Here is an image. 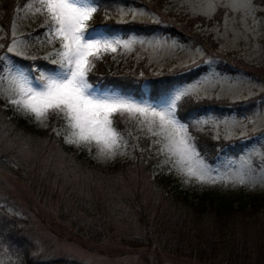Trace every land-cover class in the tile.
<instances>
[{
	"label": "rangeland",
	"instance_id": "obj_1",
	"mask_svg": "<svg viewBox=\"0 0 264 264\" xmlns=\"http://www.w3.org/2000/svg\"><path fill=\"white\" fill-rule=\"evenodd\" d=\"M78 2L97 8L94 0ZM40 7V0H0V151H8L7 159L16 169L10 172L0 166V264H25L15 247L2 241L5 218L9 217L20 229L24 249L61 264H149L145 258L150 264H223L229 250L246 246L252 252L261 244L264 206L245 215L238 212L222 226L212 221L215 218L196 222L164 198L160 185L151 179L166 175L188 195L231 202L264 195L263 0H108L99 17L93 14L88 22L86 35L91 38L131 42L127 48L116 46L114 52L101 51L92 60L87 81L96 95L158 112L171 110L183 97L215 105L191 117L188 124L174 111L175 119L185 126L175 138H184L193 146L196 155L191 166L203 181L188 174L187 161L182 163L169 152L172 129L162 128L158 117L114 113L111 127L119 147L110 155L95 141L69 143L76 139L75 130L62 115L49 112L37 119L11 103L19 98L14 78L22 75L37 87L41 75L59 71L60 66L52 61L59 59L60 42L49 29L46 10L37 11ZM109 20L160 28L149 34L123 35L118 30L107 32ZM9 47L14 52L9 53ZM199 67L203 70L198 75L171 86L155 99L147 97L150 81ZM99 71L138 84L142 95L123 93L105 80L101 88L89 77L90 73L99 76ZM186 88L193 91L176 100ZM9 116L23 118L33 130L15 127ZM196 133L216 142L213 162L199 154ZM61 143L111 170L76 159ZM132 201L142 203L150 217L163 220V232L176 250H147L104 234L137 232ZM67 218L74 219L75 225ZM79 222L87 223L85 232L77 228ZM103 222H110L111 227H103ZM196 224L203 235L194 234ZM100 230L103 234L97 238ZM196 236L205 240L204 251L190 253L184 245ZM178 239L183 245L180 250ZM154 242L159 243L156 238Z\"/></svg>",
	"mask_w": 264,
	"mask_h": 264
},
{
	"label": "snow or ice",
	"instance_id": "obj_2",
	"mask_svg": "<svg viewBox=\"0 0 264 264\" xmlns=\"http://www.w3.org/2000/svg\"><path fill=\"white\" fill-rule=\"evenodd\" d=\"M40 6L37 11L46 10L51 20L49 29L60 42V49L56 52L59 59L52 61L60 66L59 71L54 75H41V83L37 85L39 90L22 75L14 78L19 98L11 100V103L34 113L37 119L49 112L62 115L75 130L73 135L76 139L69 140V143L95 141L102 145V151L110 155L119 147L117 133L111 127L110 117L114 113L127 111L158 117L162 128L166 126L172 129L169 152L178 155L180 162L187 161L188 174L203 181L204 177L191 166L192 157L196 155L193 146L184 138H175L185 126L175 119L174 105L169 111L158 112L154 108L141 107L120 98L101 97L91 91L92 85L87 81V74L91 70L92 60L98 59L101 51L114 52L116 46L122 44L127 48L131 42L101 40L86 35L88 22L97 11L95 6H81L78 0H40ZM14 50L13 47L7 49L9 53ZM192 91L186 88L176 96V100ZM240 183L245 181L241 180Z\"/></svg>",
	"mask_w": 264,
	"mask_h": 264
},
{
	"label": "trees",
	"instance_id": "obj_3",
	"mask_svg": "<svg viewBox=\"0 0 264 264\" xmlns=\"http://www.w3.org/2000/svg\"><path fill=\"white\" fill-rule=\"evenodd\" d=\"M94 1L97 5V11L94 13V16L98 18V13L99 11H101L102 5L107 4L108 0ZM99 22L100 21L98 19L94 21L95 24H98ZM105 28L107 32L113 33L117 32L118 30L122 32L123 35H125L128 32H135L138 34H149L151 32H154L156 29H159L160 27L153 25L145 26V24H142L141 22L137 21L119 23L114 22L113 20H109ZM202 70L203 67H199L183 75H164L161 77V81L159 80V82H156V80H152L149 84L147 97L150 99H155L157 97V94L160 95V93L166 91L171 86L189 80L191 77L198 75ZM97 74H99V76L90 73L89 77H91L92 82H97V84L101 88L105 87L106 84L103 82L105 80L110 86L119 89L123 93H131L134 96L142 95V89H140L141 87L136 83L128 81H126L125 83V79H119V77H116V75L111 73H101L99 71ZM1 102L2 100L0 99V104ZM209 106L215 108V105H213V103H210L209 101H190L187 97H183L176 104L175 114L178 119L184 120L188 124V121L191 117L206 112ZM9 121H11L12 124L17 128L20 127L25 130H33L32 126L26 124L25 120L21 117L9 116ZM194 136V141L196 143L199 154L202 155L203 158L206 159L208 162H213L214 157L218 152L216 151V149H214L216 142L204 137L203 135L200 136V134L198 133H196ZM61 144L65 148V150L68 151V153H72L76 159L94 164L99 168L111 170V167L109 166L104 167L93 163L84 155L83 151L73 149L70 145H66L64 143ZM229 152L234 154L233 152L235 151L232 152L229 149ZM7 157L8 151H0V166L10 172H16V169H13V166L11 165V162L7 159ZM151 182L160 185L163 197L173 201L175 203V207L178 208L180 212L183 211L184 214H188V216H191L196 222L202 221L204 223L210 221L211 218H215L212 221L216 220L219 225L222 226L225 225V221H228V218H230L232 215H236L238 212H240L241 215H245V213L256 212L258 210L261 211L264 206V195H252L244 200L231 202L229 200H217L212 198L211 196L205 195H188L180 189L179 184H176V181L174 179H171L166 175H154L151 179ZM131 203H133V208L136 211V219L138 221V229L136 230L137 232L122 234L117 231H110L108 233L105 232L104 234L107 235L109 238L117 239L120 242H126L134 246H143L147 250H157L158 248L162 250H176L175 246L170 245L169 239L163 232V220L156 219V217L154 216L150 217L147 214V211L143 207L142 203L138 201H132ZM67 219L70 224L75 225L74 219ZM5 220L7 222L4 224V229L6 233L4 236V232H1V235L3 236L2 241L7 242L12 247H15L20 255L21 260L25 264H59L61 262L57 259L42 260L40 259V255L29 253L27 249H24V246H22V241H20V237L22 234L20 233V229L16 226L14 222L15 219L13 220L9 217V219L5 218ZM86 224L87 223L84 224V222H79L76 226L78 229L82 227L83 231L85 232ZM102 224H105L103 227H111L110 222H103ZM198 224H196L197 228L194 226V234L203 235V232L198 227ZM102 234V230L98 231L97 238ZM9 236L10 239H12L13 236L12 241L8 239ZM154 238L157 239V241L159 242L158 244L154 242ZM201 238L202 236H196L192 241H189L187 239L188 242L184 245L185 248L190 253H194L197 250L199 253L203 252L204 247L202 245V242L205 243V240H200ZM182 246L183 245L181 244V239H178L176 241L177 249L180 250ZM223 258V264H229L230 261H234L233 263L235 264H264V241H261V244H256L252 252L246 246L236 247L233 251L229 250L228 254L224 255ZM145 260H148V263L150 264L149 259L145 258ZM62 262L64 263V261Z\"/></svg>",
	"mask_w": 264,
	"mask_h": 264
}]
</instances>
